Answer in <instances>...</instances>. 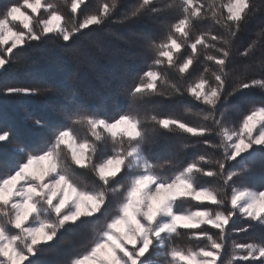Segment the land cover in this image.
Listing matches in <instances>:
<instances>
[{
  "label": "snow or ice",
  "instance_id": "obj_1",
  "mask_svg": "<svg viewBox=\"0 0 264 264\" xmlns=\"http://www.w3.org/2000/svg\"><path fill=\"white\" fill-rule=\"evenodd\" d=\"M258 16L264 0L4 4L0 75L49 44L87 57L109 21L150 31L125 107L65 105L51 125L32 121L43 135L30 145L0 116V264L54 252L57 264H264V19L242 39ZM42 91L53 89L0 80V98ZM170 134L178 145L150 155Z\"/></svg>",
  "mask_w": 264,
  "mask_h": 264
},
{
  "label": "trees",
  "instance_id": "obj_2",
  "mask_svg": "<svg viewBox=\"0 0 264 264\" xmlns=\"http://www.w3.org/2000/svg\"><path fill=\"white\" fill-rule=\"evenodd\" d=\"M55 1L63 6L64 0ZM8 2L9 0H0V10ZM118 18L119 15L113 17V20ZM262 19L264 17L260 16L253 19L242 39L250 38L258 30ZM149 31L150 24L147 21L126 24L109 21L101 34V47H93L87 57H81L80 60L66 57L52 44L33 51L27 62L9 69L0 75V80L15 84L43 80L53 91H42L34 97L0 98V116L15 126L23 144L30 145L43 135L42 131L33 127L32 121L40 120L51 125L56 122L65 105L74 104L93 112L105 113L109 112L114 104L125 107L124 88L144 67V36ZM158 99L162 111L183 114L181 102L170 100L168 97ZM27 115L32 119H27ZM185 119L199 122L195 116H185ZM180 139L171 134L160 137L157 146L150 148L149 154L163 155L164 148H175ZM200 150L202 149H196ZM254 182L258 183L259 177L254 178ZM231 238L238 241L246 239L243 234L236 233L231 234ZM180 242L187 241L181 238ZM61 259L62 256L54 252L43 257V264H57Z\"/></svg>",
  "mask_w": 264,
  "mask_h": 264
},
{
  "label": "rangeland",
  "instance_id": "obj_3",
  "mask_svg": "<svg viewBox=\"0 0 264 264\" xmlns=\"http://www.w3.org/2000/svg\"><path fill=\"white\" fill-rule=\"evenodd\" d=\"M57 3V1H55Z\"/></svg>",
  "mask_w": 264,
  "mask_h": 264
}]
</instances>
